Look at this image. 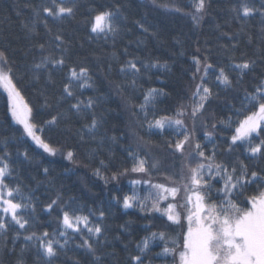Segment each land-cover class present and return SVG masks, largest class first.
I'll list each match as a JSON object with an SVG mask.
<instances>
[{
  "label": "trees",
  "instance_id": "16d2710c",
  "mask_svg": "<svg viewBox=\"0 0 264 264\" xmlns=\"http://www.w3.org/2000/svg\"><path fill=\"white\" fill-rule=\"evenodd\" d=\"M191 2L157 0V6L152 0H76L78 8L74 17L62 22L48 18L49 33L42 23H34L33 9L38 8L41 0H0V51L8 58L17 87L33 107L38 123L44 124L53 115L58 118L57 127L44 125L43 129L42 138L57 151L52 156L23 134L22 126L11 117L7 93L0 88V156L10 153L8 163L12 171V176L6 179L10 186L19 185L25 195H30L35 206V211L29 209L25 217L29 220L25 230L14 226L15 230L10 228L7 235H0V264H18L21 260L23 264H45L39 245L25 240L24 235L32 232L40 235L44 231L50 235L57 233L61 230L60 208L69 205L89 215L93 223L98 222L100 210L105 213L101 223L105 239L97 248L103 264H129V257L139 251L137 245L145 238H150L149 249L143 254L146 264H175L173 257L163 251L166 244L171 247V238L176 236L166 217L135 206L122 207L125 195L135 191L143 198L149 192V185L131 183L143 176L130 171L134 165L133 155L156 163L155 174L149 178L153 183L164 182L166 186H171V182L165 175L176 177L180 174L193 151L189 145L196 141L206 156L215 151V162L229 166V171L231 167L239 171L241 165H246L247 171L264 175V160L250 158L245 146H234L233 152L227 151L236 121L242 118L237 109L241 108L246 93H252L264 78V39L260 31L264 20L258 15L249 18L241 30V22L234 19L230 11L239 0H210L207 14L196 25L187 14L193 11ZM252 2L260 7V0ZM176 6L182 12L171 10ZM102 8L119 9L120 32L115 37L97 38L90 32L91 12ZM25 25L34 30L29 31ZM57 33L64 39L66 51L55 46L58 42L53 38ZM39 44L45 45L43 55L62 54L66 60L63 71L52 73V82L43 72L39 79L34 78L32 66L42 56ZM205 57L214 69L223 67L233 84L226 88L215 80L218 73L209 70L206 83L218 95L209 101L203 116L196 120L195 131L192 121L184 118L192 135L185 145V159H181V153L173 154L168 143L182 137L173 129H166L163 135L156 129H148L140 105L144 104L148 91L155 88L162 94L146 106L149 121L164 115L175 119L181 107L187 112L200 76L195 73L194 59H200L203 64ZM242 59L255 60L256 66L254 71L240 77L231 65ZM128 60H134L138 66L141 63L149 65L148 69L141 68L135 86L131 84L130 75L120 72V67ZM153 64L166 67H151ZM82 66L89 70L92 87L77 89L76 95L82 100L93 98L95 113L103 121L102 126L94 130V137L85 127L90 123L91 114L76 115L69 111L70 102H75L73 98L59 99L69 69ZM45 98L48 106H45ZM229 120L231 128L221 123ZM206 132L212 133L211 139L205 136ZM68 151L74 153L73 161L66 159ZM191 163L194 166L196 161ZM126 168L128 174L122 175ZM211 183L216 189L223 188V180L219 177ZM258 190L259 185L253 181L247 185L246 195ZM57 197L59 207L53 205L48 212L47 205ZM240 203H245L244 198ZM17 230L23 233L19 238ZM153 232H164L167 239H151ZM59 239L63 242L64 238ZM78 244V236L70 239L55 264H93V257L77 247Z\"/></svg>",
  "mask_w": 264,
  "mask_h": 264
},
{
  "label": "snow or ice",
  "instance_id": "6c2138e0",
  "mask_svg": "<svg viewBox=\"0 0 264 264\" xmlns=\"http://www.w3.org/2000/svg\"><path fill=\"white\" fill-rule=\"evenodd\" d=\"M157 5V0H152ZM159 6V5H157ZM190 7L192 12L187 13L194 24L199 25L200 21L207 14L210 7V0H192ZM78 4L76 0H41L38 8L33 9L34 23H42L48 32V18L53 21H63L66 18H72L76 14ZM175 12H182L178 6L171 9ZM230 11L233 18L247 24L249 18L255 16L264 20V0H260V7H256L252 0H239V3L233 6ZM120 13L119 9L115 11L102 8L93 9L89 20L90 32L96 34V37L107 39L109 36L115 37L120 32L119 27ZM143 28V25H141ZM29 31L34 28H29ZM147 32L148 29L144 28ZM261 38L264 39V24L261 25ZM58 43L55 45L61 51L64 48L65 41L57 33L54 38ZM42 53L38 63L33 64V74L35 79H39L41 72L46 73L48 81L52 82V73L54 71H63L66 66V60L61 54L43 55L45 45L39 44ZM264 58V54H262ZM195 73L200 74L199 83L196 85L192 104L186 112L183 107L175 113L177 118L164 115L159 118L153 117L148 120L146 106L149 101H154L161 91L153 88L145 96L144 104L140 105V112L144 116V122L148 129H156L163 135L166 129H173L178 137H182L168 143V147L175 152L181 153V159H185V145L189 144L192 133L188 131L184 118L192 121V130L195 131V123L199 117L204 114L205 106L209 101L218 95L206 83L209 78V70H213L215 80L226 88H231L233 81L223 67L215 68L204 58L203 64L200 59H194ZM255 60L242 59L238 63H233L231 68L237 71L240 77L254 71ZM148 69L149 65L141 63L139 66L134 60H128L120 67V72L131 76V84L135 86L136 78L141 72V68ZM151 67H166L165 65L153 64ZM196 76H193L195 79ZM16 77L8 58L3 51H0V88L7 93L10 102V114L16 124L22 126L23 134L30 138L39 148L49 155L55 156L56 149L43 137L44 125L54 128L58 126V118L53 115L51 119L44 121V124L37 122V117L33 115L31 107L24 99L20 89L17 87ZM91 76L86 67L79 69L71 67L68 71L67 81L65 82L59 99L73 98L75 102H70L69 111L76 115L91 114L90 123L85 127L90 135L95 136L94 130L102 126V117H97L94 109L96 101L89 97L82 100L76 95L77 89L92 87ZM123 90V86H119ZM49 101L45 98V106ZM237 113H242V118H238L234 133L230 137L228 152L235 150L234 146L243 145L246 147L249 157L253 159L264 160V78H261L255 86L252 93H246L241 108ZM67 118V116H65ZM226 127L231 128L232 122L221 121ZM207 127L206 123H203ZM215 128V124H212ZM205 136L211 139L212 133L206 132ZM193 151L187 157L188 163L181 168L180 174L176 177L165 179L171 182V186H166L164 182L153 183L149 178L157 169L156 163H150L146 158H139L133 155L134 165L130 169L132 173L143 174L141 178L131 181L132 184L149 185V192L143 198L138 192L131 195H125L122 201L124 209L139 207L141 211L156 212L166 217L170 222L176 236L171 238V247H164V253L173 257L175 264H264V175L257 171H247L246 165H241L238 171L236 167L222 165L215 162L216 152L213 151L206 156L201 144L196 141L189 145ZM24 156L27 158L28 153ZM74 153L68 151L66 159L73 161ZM10 153L0 156V235H7L10 228L18 226L19 230H25L29 220L26 219L28 210L35 211L30 195H25L19 185L10 186L8 180L12 176V171L8 163ZM195 160L193 166L191 161ZM103 164V161H101ZM185 169L187 172L185 173ZM213 170H215L213 172ZM47 169L44 172L47 173ZM129 169H124L122 175H127ZM99 175V169L96 170ZM259 176V179L257 177ZM208 177V179H205ZM219 177L223 180V188L216 189L211 182ZM112 179H116L113 174ZM255 181L259 185V190L255 193H247V185ZM107 183V181H105ZM215 190V196L213 191ZM181 193H183L181 195ZM171 197V200L169 199ZM179 197V199H178ZM244 198L245 203L241 204L240 199ZM119 200V198H114ZM59 197L52 200L47 205V211L51 212L53 205L59 207ZM150 202V203H149ZM247 205H250L248 207ZM61 230L57 233L49 234L44 231L37 235L35 232L24 235V239L32 241L39 245L40 254L44 258L45 264H55L56 258L65 250L69 240H74L77 236L80 239L79 248H83L91 257L93 264H103L100 256L97 254L99 243L105 239L104 229L101 227L105 213L99 211V220L93 223L89 215L81 213L79 208L71 205L60 208ZM172 226H175L174 228ZM17 230V238L21 233ZM72 234H75L73 236ZM63 237V242L59 239ZM159 238L166 240L164 232L152 233L151 239ZM150 238H145L141 245H137L139 251L129 257V264H146L144 253L149 249ZM179 249V251H177ZM14 251V249H13ZM23 251V249H22ZM178 257V260H177ZM18 264H23L22 260ZM78 264V262H77Z\"/></svg>",
  "mask_w": 264,
  "mask_h": 264
},
{
  "label": "rangeland",
  "instance_id": "374dc122",
  "mask_svg": "<svg viewBox=\"0 0 264 264\" xmlns=\"http://www.w3.org/2000/svg\"><path fill=\"white\" fill-rule=\"evenodd\" d=\"M29 140L32 142V143H34L30 138H29ZM35 144V143H34ZM37 146V145H36ZM41 149V148H40Z\"/></svg>",
  "mask_w": 264,
  "mask_h": 264
}]
</instances>
